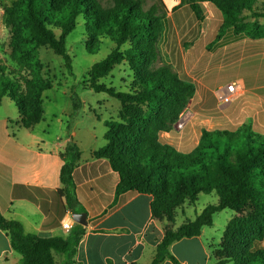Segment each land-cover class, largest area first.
<instances>
[{"label":"trees","instance_id":"trees-1","mask_svg":"<svg viewBox=\"0 0 264 264\" xmlns=\"http://www.w3.org/2000/svg\"><path fill=\"white\" fill-rule=\"evenodd\" d=\"M198 17L201 4L209 3L222 15L220 31L234 28L251 38H264V25L246 21L244 11L258 17L259 0H184ZM146 0H14L2 4L3 19L11 30V62L0 60V97L18 108L21 125L32 129L44 119L43 94L53 82L43 74L37 50L47 46L63 56L71 70L66 39L79 22L89 40L108 37L116 46L88 70L87 87L120 101L116 119L104 121L106 143L93 152L109 159L119 175L116 193L145 192L152 195V216L165 223V234L151 264L169 259L180 264L171 245L184 237L199 235L213 224V215L225 209L234 212L219 245L217 264H264V111L234 129L202 130L197 145L188 152L164 143L160 133L170 131L194 97L197 84L161 60L160 40L164 14ZM55 28L60 31L57 36ZM222 34H219V36ZM128 46L122 49V46ZM127 62L133 72L130 83L119 89L101 82L113 69ZM74 109L78 107L73 97ZM58 189L69 209L80 212L73 172L81 150L71 140L62 153ZM215 192L218 202L206 205L194 219L175 226L178 208L195 203L201 193ZM0 227L11 237V246L21 255L20 264H59L53 251L70 253L85 233L75 223L67 238L42 237L25 231L23 224L0 211Z\"/></svg>","mask_w":264,"mask_h":264},{"label":"crops","instance_id":"crops-1","mask_svg":"<svg viewBox=\"0 0 264 264\" xmlns=\"http://www.w3.org/2000/svg\"><path fill=\"white\" fill-rule=\"evenodd\" d=\"M153 4L162 9L164 30L168 24L175 37L185 39L188 36L190 40L206 37L204 28L198 30L202 13L198 17L189 3L184 0H146L147 7ZM221 25L220 14L217 51L240 55L225 66L219 65L218 61L213 63L212 59L203 63L199 58L195 60L197 53L188 58L184 47L176 52L168 50L167 56L160 50L162 62L172 65L179 74L197 84L190 106L185 109L191 117L184 129L178 130L175 123L170 131L160 133L162 142L183 152L197 145L204 129L201 123L212 126L206 129H234L249 118H258L260 109L264 111V38L254 39L246 33H237L234 28L221 32ZM202 69L200 79L189 76L190 71ZM228 71L233 80L242 84L243 93L231 104L222 106L219 97L224 85L217 83L218 75ZM209 97L213 108H202ZM234 111L242 112V120L232 123L233 127H221L230 121L225 117ZM13 123H16V130ZM40 123L32 129L24 128L17 106L8 97H0V211L5 217L20 221L28 233L67 238L78 222L74 221V212L58 189L63 187L62 153L71 140L75 141L77 131L75 128L60 129L59 135L48 139L40 134L44 129L36 130ZM194 125L201 128L197 137L190 136ZM99 148H92L87 154L81 148V158L73 172L80 212L87 213V224H81L85 233L70 253L53 251L54 259L59 264H151L157 245L164 237L165 223L152 216L151 194L116 193L119 175L108 158L93 155ZM233 216L234 213L229 214L227 220ZM68 218L72 227L66 230L62 224ZM212 225L204 226L199 235L181 238L171 245L170 250L180 264H217L213 250L221 242L223 232L218 237L207 236ZM20 263L21 255L12 248L10 235L0 227V264ZM161 264L175 263L167 259Z\"/></svg>","mask_w":264,"mask_h":264},{"label":"rangeland","instance_id":"rangeland-1","mask_svg":"<svg viewBox=\"0 0 264 264\" xmlns=\"http://www.w3.org/2000/svg\"><path fill=\"white\" fill-rule=\"evenodd\" d=\"M13 2L14 0H0V60L7 62H11L8 53L12 33L10 28L4 23L2 4L10 5ZM201 5L202 17L198 19L200 21L198 30L202 31V28H204L206 37L190 40L188 36H185V39H180L175 37L167 24L159 44L161 52L167 56L168 50L172 49L176 52L181 50V47H184L185 53L188 52V58L197 53L195 60L199 58L200 62L203 63L212 59L213 63L218 61L219 65L224 66L240 58L239 54L233 56L230 51L226 52V50H222V54L224 55L221 57L220 50L217 51V44L220 40L218 37L220 12L218 13V10L207 2ZM145 7L148 8L146 5ZM256 9L264 10V0H259L256 3ZM160 12L162 13V9ZM243 14L246 16V21H256L264 25V15L256 17L248 10L244 11ZM55 32L57 36L60 35V31L56 28ZM226 39L228 40V38ZM66 42L68 53L72 57L71 70L66 67L63 56L56 54L47 46H42L37 50L38 57L44 65L43 74L51 79L53 86L43 94L44 119L39 127H36V130L38 131L40 128L44 129V131H40V134L51 139L59 135L60 129L69 130L75 128L77 136L74 138V142L80 150L82 148L84 154H87L90 149L99 148L105 144L104 134L107 131V127L104 121L112 118L116 119L121 108L120 101L115 97L105 92H95L86 85L89 68L95 62L106 57L116 44L108 37L89 40L84 34L81 22L68 34ZM127 46L128 44L122 46V49ZM221 59L223 60L221 61ZM203 72L204 69L193 70L189 72V76L200 79ZM132 76L133 72L128 63L124 62L117 65L107 77L102 78L101 82L124 89L130 83ZM218 76L217 83H223L222 85L234 79L230 71ZM73 97L77 99L78 107L76 109L73 106ZM211 102L212 100L209 97L207 103L202 105V108H213V103ZM188 106H190V102ZM241 114V111H234V113L228 114L225 120L229 118L230 121L228 120L221 127H233L232 123L242 120ZM190 117L191 113L184 110L180 121L176 122V128L178 130L184 129L183 127ZM15 124L13 123V128L16 130ZM201 124L203 128H212L209 124ZM200 130V125H194V129L190 131V136L197 137ZM216 202H218V195L215 192L201 193L195 203H186L178 208L176 223L179 225L186 219H194L198 215L197 213H200L206 205ZM231 213L234 212L230 209L216 212L213 217L214 223L206 232L207 236L213 234L215 237H218L221 235L228 221L227 216Z\"/></svg>","mask_w":264,"mask_h":264},{"label":"built area","instance_id":"built-area-1","mask_svg":"<svg viewBox=\"0 0 264 264\" xmlns=\"http://www.w3.org/2000/svg\"><path fill=\"white\" fill-rule=\"evenodd\" d=\"M220 101L222 106L231 104L241 93H243V86L237 80H233L225 84L221 88ZM181 118V117H180ZM179 121V120H178ZM63 228L69 230L72 227L71 219H66L63 224Z\"/></svg>","mask_w":264,"mask_h":264},{"label":"water","instance_id":"water-1","mask_svg":"<svg viewBox=\"0 0 264 264\" xmlns=\"http://www.w3.org/2000/svg\"><path fill=\"white\" fill-rule=\"evenodd\" d=\"M73 219L75 222L86 225L87 224V213L86 212H74Z\"/></svg>","mask_w":264,"mask_h":264}]
</instances>
